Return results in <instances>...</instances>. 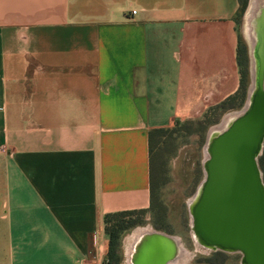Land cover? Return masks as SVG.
Returning a JSON list of instances; mask_svg holds the SVG:
<instances>
[{"label":"crops","instance_id":"0c3cea01","mask_svg":"<svg viewBox=\"0 0 264 264\" xmlns=\"http://www.w3.org/2000/svg\"><path fill=\"white\" fill-rule=\"evenodd\" d=\"M239 3L0 0V264L103 261V215L149 206L148 130L237 90Z\"/></svg>","mask_w":264,"mask_h":264},{"label":"water","instance_id":"95a60500","mask_svg":"<svg viewBox=\"0 0 264 264\" xmlns=\"http://www.w3.org/2000/svg\"><path fill=\"white\" fill-rule=\"evenodd\" d=\"M255 33L246 102L220 133L207 136L204 176L188 208L193 234L209 250L238 253L240 264H264V12ZM161 234L142 241L135 264H165L170 241Z\"/></svg>","mask_w":264,"mask_h":264},{"label":"rangeland","instance_id":"374dc122","mask_svg":"<svg viewBox=\"0 0 264 264\" xmlns=\"http://www.w3.org/2000/svg\"><path fill=\"white\" fill-rule=\"evenodd\" d=\"M263 3L264 0H241L240 9L235 17L243 47L239 58L242 60V69H247L249 81L247 88L252 73L250 41L255 38V26L258 23L260 12H264ZM247 88L243 105L247 98ZM243 105L225 111L210 110L208 117L215 118V122L206 127L187 124V131L177 127L172 135L166 133L162 136L155 148L156 163L152 169V179L155 183L153 188L154 210L147 213L140 224L121 233L116 247V262L113 264H128L127 248L132 240V235L142 229H153L175 236L180 240L188 254L184 261H179L176 264H240L238 253L213 251L195 243L191 231L188 201L196 192L204 176L203 162L208 130L220 125L230 113L240 111ZM160 207H163V210ZM100 264L108 263L104 258Z\"/></svg>","mask_w":264,"mask_h":264},{"label":"trees","instance_id":"16d2710c","mask_svg":"<svg viewBox=\"0 0 264 264\" xmlns=\"http://www.w3.org/2000/svg\"><path fill=\"white\" fill-rule=\"evenodd\" d=\"M241 6V0L239 3V9ZM238 9V11H239ZM243 52V47L241 44L240 39L238 40L237 44V61L239 65V85L237 90L227 98H225L223 101H221L219 104L210 107L204 115L200 119L196 120H185L182 122L175 121L172 126L170 127H160V128H152L148 130L147 134V140H148V161H149V206L147 208H140V209H131V210H122V211H116V212H109L105 213L103 215V226H104V233L107 236V248L105 253V260L108 264H113L116 262V247L118 245V241L120 238V235L125 230L140 224L143 221L144 216L154 210V200H153V188H154V181L152 179V169L154 167V163H156V147L158 146V143L160 142V139L162 136H164L166 133H169V135H172L173 132L176 130V128L180 127V129H183L184 131L188 130L187 124H197L203 127H206L207 125H211L215 122L214 119H210L208 117V113L210 110H221L225 111L228 109H233L236 107H240L243 105L244 99H245V90L247 88V85L249 83L248 81V75H247V69H242V60H240V54ZM189 125V126H190ZM258 165L262 172V179L264 182V142H263V148L262 152L258 157ZM161 209L163 207H160ZM163 210V209H162Z\"/></svg>","mask_w":264,"mask_h":264},{"label":"bare ground","instance_id":"6f19581e","mask_svg":"<svg viewBox=\"0 0 264 264\" xmlns=\"http://www.w3.org/2000/svg\"><path fill=\"white\" fill-rule=\"evenodd\" d=\"M251 9H253V8H251ZM252 15H254V14H252ZM261 18H262V13L260 12V17H259L258 22H261ZM251 43L252 42L250 41V46H251ZM238 112L230 113L228 115V118H225L220 125L208 130L209 131L208 140L210 138L216 136L218 133H220L221 130L224 129L228 125V123L231 122V120H233L235 118V116L238 114ZM204 154H205V157H207L206 151H204ZM199 189L200 188H198L197 192L195 194H193L192 198L188 201L189 210L192 209V205H193V203H194V201L196 199V196H197V193L199 192ZM153 234L160 235V236L162 235L161 233H158V232H156L153 229H144V230L142 229V231L134 232V234L132 235V238H131L132 240L130 241L129 246L127 248V262H128V264H135L136 263L134 259L136 258V256H139V253L141 252L142 241H145V240L149 239V237H152ZM163 237L166 240L170 241L169 242L170 256L165 261V264H176L179 261H182V260L184 261L185 256L188 254V251L181 244L180 240L177 237L171 236V235H168V234H164ZM193 239H194V241H195V243L197 245H199V246H201L203 248H208V246L206 244L202 243L200 241V239H198V237L196 235H194V234H193Z\"/></svg>","mask_w":264,"mask_h":264},{"label":"built area","instance_id":"2783aa9c","mask_svg":"<svg viewBox=\"0 0 264 264\" xmlns=\"http://www.w3.org/2000/svg\"><path fill=\"white\" fill-rule=\"evenodd\" d=\"M132 13H135V11H132Z\"/></svg>","mask_w":264,"mask_h":264}]
</instances>
